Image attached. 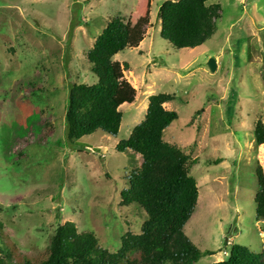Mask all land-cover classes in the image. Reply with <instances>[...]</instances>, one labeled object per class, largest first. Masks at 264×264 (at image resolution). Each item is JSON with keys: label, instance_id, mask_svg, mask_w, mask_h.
<instances>
[{"label": "rangeland", "instance_id": "rangeland-1", "mask_svg": "<svg viewBox=\"0 0 264 264\" xmlns=\"http://www.w3.org/2000/svg\"><path fill=\"white\" fill-rule=\"evenodd\" d=\"M164 1L0 0V223L21 254L36 257L68 222L94 233L110 253L128 231L140 233L145 212L123 207L120 195L142 158L117 145L144 121L157 94L175 98L164 107L179 119L164 141L190 154L198 182L184 234L214 254L196 264L227 260L232 245L264 252V222L255 219L264 145L254 134L264 124V0H213L221 6L216 33L183 50L160 36ZM118 14L129 40L114 61L127 65L136 100L120 107L116 138L98 131L70 144L69 89L97 82L86 55Z\"/></svg>", "mask_w": 264, "mask_h": 264}, {"label": "trees", "instance_id": "trees-1", "mask_svg": "<svg viewBox=\"0 0 264 264\" xmlns=\"http://www.w3.org/2000/svg\"><path fill=\"white\" fill-rule=\"evenodd\" d=\"M213 0H166L159 9L161 38L177 50L203 46L217 30L221 6ZM127 21L120 14L111 18L87 52V63L97 82L74 83L68 94L65 122L70 144L98 131L117 137L123 113L120 107L133 104L137 90L125 79L126 64L114 61L128 46ZM175 98L169 94L152 95L144 121L117 151H131L142 158L139 168L128 178L129 187L121 192L123 207L137 206L147 220L140 233L128 231L116 253L104 249L92 232L79 233L68 222L59 226L49 246L36 257L21 254L8 241L0 223V264H196L213 251H201L184 234L199 198L197 180L191 175L190 154L164 141V132L178 114L164 105ZM257 145H264V124L254 128ZM216 160L212 164H218ZM256 222H264V170H256ZM3 208L0 206V212ZM213 264H264V252L232 245L227 260Z\"/></svg>", "mask_w": 264, "mask_h": 264}, {"label": "water", "instance_id": "water-1", "mask_svg": "<svg viewBox=\"0 0 264 264\" xmlns=\"http://www.w3.org/2000/svg\"><path fill=\"white\" fill-rule=\"evenodd\" d=\"M208 66L211 71L215 72L217 70V63L214 59H210L208 62Z\"/></svg>", "mask_w": 264, "mask_h": 264}]
</instances>
